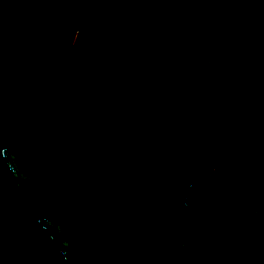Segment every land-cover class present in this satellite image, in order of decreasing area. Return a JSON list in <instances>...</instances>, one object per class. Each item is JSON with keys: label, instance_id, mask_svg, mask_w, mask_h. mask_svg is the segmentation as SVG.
<instances>
[{"label": "water", "instance_id": "water-1", "mask_svg": "<svg viewBox=\"0 0 264 264\" xmlns=\"http://www.w3.org/2000/svg\"><path fill=\"white\" fill-rule=\"evenodd\" d=\"M261 86L264 0H0V264H233L203 194Z\"/></svg>", "mask_w": 264, "mask_h": 264}, {"label": "trees", "instance_id": "trees-1", "mask_svg": "<svg viewBox=\"0 0 264 264\" xmlns=\"http://www.w3.org/2000/svg\"><path fill=\"white\" fill-rule=\"evenodd\" d=\"M205 187V220L213 234L236 247L233 264H264V86L253 87L248 113L230 155Z\"/></svg>", "mask_w": 264, "mask_h": 264}]
</instances>
